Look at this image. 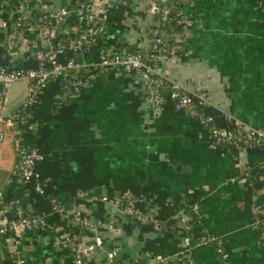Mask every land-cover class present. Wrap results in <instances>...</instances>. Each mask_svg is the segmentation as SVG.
<instances>
[{
    "label": "crops",
    "instance_id": "obj_1",
    "mask_svg": "<svg viewBox=\"0 0 264 264\" xmlns=\"http://www.w3.org/2000/svg\"><path fill=\"white\" fill-rule=\"evenodd\" d=\"M49 1L55 8L73 3ZM149 2L112 0L99 44L144 45L156 19L147 11ZM186 11L194 23L164 62L168 76L187 89L205 92L211 102L205 110L216 122L222 123L228 113L234 122L264 125V0H190ZM96 55L95 47L85 57ZM20 56L15 62H22ZM26 94L27 83L21 79L11 82L0 98V188L21 201L19 184L9 181L17 155L4 120ZM61 95L58 82H49L33 111L46 195L30 191L24 199L30 211L46 214L53 226L24 234L25 264L67 263L54 226L64 228L68 219L52 210L53 199L112 222L113 230H71L83 242L102 236L103 248H117L126 263L149 250L178 264L173 256L184 233L204 228L224 237L229 258L200 245L191 250L196 264H264L263 227L252 225L264 214V146L237 151L214 145L205 126L170 100L158 109L149 106L135 75L120 68L98 70L79 92L57 101ZM124 190L143 194L147 211L161 225H136L117 206L96 198ZM193 201L200 206L199 221L190 212ZM181 208L185 219L172 217ZM0 264H11L7 242L0 245Z\"/></svg>",
    "mask_w": 264,
    "mask_h": 264
},
{
    "label": "built area",
    "instance_id": "obj_2",
    "mask_svg": "<svg viewBox=\"0 0 264 264\" xmlns=\"http://www.w3.org/2000/svg\"><path fill=\"white\" fill-rule=\"evenodd\" d=\"M111 1L73 0L71 5L55 8L49 0H0V98L11 82L23 79L27 83L24 100L4 120L11 130L17 155L9 181L19 184L23 197L21 201L7 196L5 188H0V245L7 242L11 264H25L21 253L26 232L53 226L46 214L30 211L24 199L30 191L46 195L47 178L38 167L44 155L32 142L39 126L33 120V111L51 81L59 84L62 95L57 101H60L63 96L79 92L98 70L120 68L135 75L149 106L158 109L170 100L175 109L205 126L214 145L237 151L264 146V125L234 122L228 113L222 123L216 122L214 115L205 110L211 103L205 92L187 89L166 73L165 60L184 31L194 23L186 11L190 0H150L147 11L156 19L149 26L148 41L142 46L123 41L114 47H106L100 45L99 40L107 30ZM95 47L96 57L87 59L85 54ZM17 56L22 62H15ZM96 198L117 206L136 225L157 228L162 223L147 211L141 193L124 190L114 195L103 193ZM252 198L255 199V195ZM50 202L59 218L68 219L64 228L54 226L66 264L170 263V256L149 250L141 251L126 263L117 248H103L104 240L98 234L83 242L71 229L76 233L102 228L113 230L114 224L100 216L91 217L78 208H67L55 199ZM189 208L191 215L197 221L201 220L199 203L193 201ZM254 209L258 211L259 204L255 203ZM184 210L179 209L172 217L184 220ZM252 225L263 227L261 236L264 239V214H259ZM182 237L183 245L173 256L178 264H196L191 250L200 245L212 247L223 260L229 258L225 239L219 234L201 228L186 232ZM99 251L102 255L98 258Z\"/></svg>",
    "mask_w": 264,
    "mask_h": 264
},
{
    "label": "trees",
    "instance_id": "obj_3",
    "mask_svg": "<svg viewBox=\"0 0 264 264\" xmlns=\"http://www.w3.org/2000/svg\"><path fill=\"white\" fill-rule=\"evenodd\" d=\"M156 14H157V13H156ZM177 29H178V28H177ZM32 142H35V139H34V138L32 139Z\"/></svg>",
    "mask_w": 264,
    "mask_h": 264
}]
</instances>
